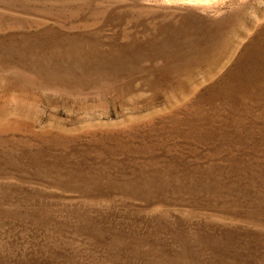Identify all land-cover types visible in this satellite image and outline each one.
I'll return each mask as SVG.
<instances>
[{
  "label": "rangeland",
  "instance_id": "1",
  "mask_svg": "<svg viewBox=\"0 0 264 264\" xmlns=\"http://www.w3.org/2000/svg\"><path fill=\"white\" fill-rule=\"evenodd\" d=\"M0 264H264V0H0Z\"/></svg>",
  "mask_w": 264,
  "mask_h": 264
}]
</instances>
